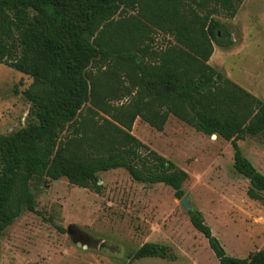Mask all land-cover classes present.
<instances>
[{
    "label": "trees",
    "instance_id": "1",
    "mask_svg": "<svg viewBox=\"0 0 264 264\" xmlns=\"http://www.w3.org/2000/svg\"><path fill=\"white\" fill-rule=\"evenodd\" d=\"M243 1L0 0V65L31 79L23 96L34 118L0 134V235L24 208L34 212L32 178H63L99 194L98 175L122 169L181 200L188 175L131 134L136 120L162 132L173 117L229 143L233 170L248 181L247 197L260 200L264 175L237 143L264 134V102L208 65L214 47L233 46L215 16L233 19ZM154 33L167 39L159 49L151 45ZM188 216L219 264H264V249L245 259L227 256L202 215ZM146 258L175 260L154 243L132 255Z\"/></svg>",
    "mask_w": 264,
    "mask_h": 264
},
{
    "label": "rangeland",
    "instance_id": "2",
    "mask_svg": "<svg viewBox=\"0 0 264 264\" xmlns=\"http://www.w3.org/2000/svg\"><path fill=\"white\" fill-rule=\"evenodd\" d=\"M215 19L228 27L233 46L214 47L208 65L264 102V0H244L233 19L223 13ZM150 38L157 49L167 41L156 33ZM107 71L93 68L95 75ZM119 82L126 85L122 75ZM30 84L29 77L0 65L1 135L34 122L23 96ZM131 134L188 175L182 189L189 210L202 215L227 256L245 259L264 249V193L260 200L247 197L249 184L233 170L229 143L204 136L173 117L162 132L136 120ZM237 144L264 175V134ZM98 177L99 194L63 178H32L34 212L24 208L0 235V264H219L170 188L136 183L122 169ZM145 243L168 247L175 260H133Z\"/></svg>",
    "mask_w": 264,
    "mask_h": 264
},
{
    "label": "water",
    "instance_id": "3",
    "mask_svg": "<svg viewBox=\"0 0 264 264\" xmlns=\"http://www.w3.org/2000/svg\"><path fill=\"white\" fill-rule=\"evenodd\" d=\"M180 204L182 205V207L189 211L190 206L188 205L186 196L182 197V199L180 200ZM67 231L69 232V229Z\"/></svg>",
    "mask_w": 264,
    "mask_h": 264
},
{
    "label": "crops",
    "instance_id": "4",
    "mask_svg": "<svg viewBox=\"0 0 264 264\" xmlns=\"http://www.w3.org/2000/svg\"><path fill=\"white\" fill-rule=\"evenodd\" d=\"M216 137V136H215Z\"/></svg>",
    "mask_w": 264,
    "mask_h": 264
}]
</instances>
